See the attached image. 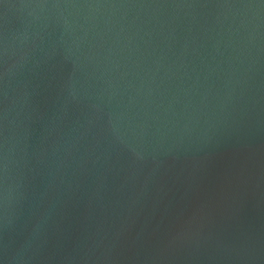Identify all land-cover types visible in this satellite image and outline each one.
Segmentation results:
<instances>
[{"label":"water","instance_id":"obj_1","mask_svg":"<svg viewBox=\"0 0 264 264\" xmlns=\"http://www.w3.org/2000/svg\"><path fill=\"white\" fill-rule=\"evenodd\" d=\"M0 264H264V0H0Z\"/></svg>","mask_w":264,"mask_h":264}]
</instances>
